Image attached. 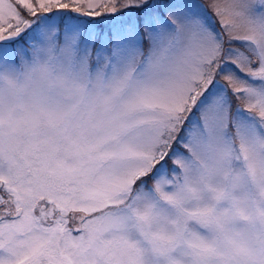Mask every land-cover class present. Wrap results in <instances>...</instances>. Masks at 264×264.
<instances>
[{
    "label": "snow or ice",
    "instance_id": "6c2138e0",
    "mask_svg": "<svg viewBox=\"0 0 264 264\" xmlns=\"http://www.w3.org/2000/svg\"><path fill=\"white\" fill-rule=\"evenodd\" d=\"M0 264H264V0H0Z\"/></svg>",
    "mask_w": 264,
    "mask_h": 264
}]
</instances>
